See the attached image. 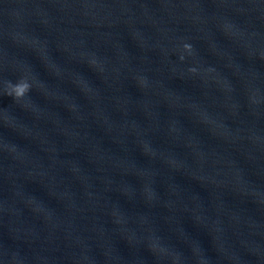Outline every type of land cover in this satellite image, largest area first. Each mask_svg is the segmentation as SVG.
Masks as SVG:
<instances>
[{"label":"water","instance_id":"obj_1","mask_svg":"<svg viewBox=\"0 0 264 264\" xmlns=\"http://www.w3.org/2000/svg\"><path fill=\"white\" fill-rule=\"evenodd\" d=\"M0 264H264V0H0Z\"/></svg>","mask_w":264,"mask_h":264},{"label":"clouds","instance_id":"obj_2","mask_svg":"<svg viewBox=\"0 0 264 264\" xmlns=\"http://www.w3.org/2000/svg\"><path fill=\"white\" fill-rule=\"evenodd\" d=\"M184 50L186 52H191V46L185 45ZM181 59H183V56H181ZM8 87L10 89L8 95L13 96L17 100L22 99L30 91L29 83L23 80L16 83L15 85L9 83Z\"/></svg>","mask_w":264,"mask_h":264}]
</instances>
